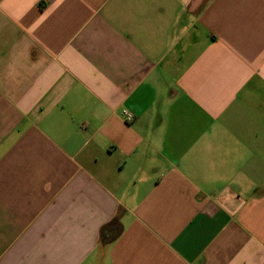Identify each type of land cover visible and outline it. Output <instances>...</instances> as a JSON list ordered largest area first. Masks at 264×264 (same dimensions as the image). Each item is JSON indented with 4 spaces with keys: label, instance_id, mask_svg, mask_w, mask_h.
<instances>
[{
    "label": "crops",
    "instance_id": "crops-1",
    "mask_svg": "<svg viewBox=\"0 0 264 264\" xmlns=\"http://www.w3.org/2000/svg\"><path fill=\"white\" fill-rule=\"evenodd\" d=\"M0 264H264V0H0Z\"/></svg>",
    "mask_w": 264,
    "mask_h": 264
},
{
    "label": "trees",
    "instance_id": "trees-1",
    "mask_svg": "<svg viewBox=\"0 0 264 264\" xmlns=\"http://www.w3.org/2000/svg\"><path fill=\"white\" fill-rule=\"evenodd\" d=\"M110 226H113V228L111 229L112 233L110 232L109 234L106 235V230H108V228ZM118 226L119 224L115 221L111 222L104 230H103V234L102 237L107 238V237H111L112 239H115V237L117 236L116 232L118 230Z\"/></svg>",
    "mask_w": 264,
    "mask_h": 264
},
{
    "label": "built area",
    "instance_id": "built-area-1",
    "mask_svg": "<svg viewBox=\"0 0 264 264\" xmlns=\"http://www.w3.org/2000/svg\"><path fill=\"white\" fill-rule=\"evenodd\" d=\"M123 115H124L125 120H126L127 122H131V121H133V119H134V116H133L132 114H129V113L126 112V111H124Z\"/></svg>",
    "mask_w": 264,
    "mask_h": 264
}]
</instances>
